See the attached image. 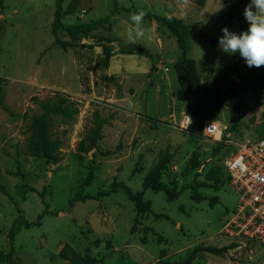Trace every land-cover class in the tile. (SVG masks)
<instances>
[{"label":"rangeland","instance_id":"374dc122","mask_svg":"<svg viewBox=\"0 0 264 264\" xmlns=\"http://www.w3.org/2000/svg\"><path fill=\"white\" fill-rule=\"evenodd\" d=\"M70 1L62 0L64 25L106 15L110 20L86 33L59 29L57 37L70 44L64 47L52 31L55 0H0V185L11 197L0 191V252L10 249L7 233L14 220L35 221L45 203L50 212L41 224L15 236L18 264H78L73 259L87 254L97 264L182 263L195 248L229 246L233 240L220 230L236 197L225 160L239 144L264 138V87L262 96L252 90L254 77L245 61L188 37L185 56L195 59L201 83L207 84L206 97L199 99L182 89L174 63L184 53L165 25L144 18L151 39L135 44L150 56L125 54L132 44L125 38L132 12H113V0H79L70 11ZM117 1L176 17L213 36L228 19L224 0ZM231 24L236 31L248 27L243 15ZM57 92L73 101L78 113L69 121L55 120L51 134L61 142L62 159L53 164L29 155L26 147L37 101ZM95 113L106 121L97 148L87 139ZM185 115L192 119L187 128L181 124ZM205 120L220 123L229 136L207 137ZM81 141L86 151L80 150ZM167 151L172 160L160 181L168 193H143L151 210L166 218L151 212L136 216L121 186L110 196L69 207L90 165L94 179L84 192L106 191L113 181L138 192ZM0 264L9 263L0 258ZM190 264H264V246L243 241L220 255L200 250Z\"/></svg>","mask_w":264,"mask_h":264},{"label":"trees","instance_id":"16d2710c","mask_svg":"<svg viewBox=\"0 0 264 264\" xmlns=\"http://www.w3.org/2000/svg\"><path fill=\"white\" fill-rule=\"evenodd\" d=\"M79 0H71L68 5V10L74 11L76 4ZM228 3L229 11H228V19L224 22L222 28L227 27L229 31L235 32L236 34H240L242 31L247 30V27L241 28L239 31H236L232 28L231 20L234 17H242L244 8L248 4L249 0H224ZM202 3V1H201ZM55 12H54V21L52 26V31L55 36V42L61 46H68L64 41H61L57 37V31L59 29H63L68 31L70 34H79L86 33L87 31L100 27L105 23L109 22L110 17L108 15L104 16L102 19H98L92 21L90 23H79V24H70L64 25L62 22L63 16V8H62V0H55ZM122 9L126 12H137L138 9L135 7H122L119 5L117 0H113L112 11H118ZM146 19L155 20L159 23L165 25L172 35L176 38V43L179 49L182 50L184 56L174 63V70L178 76L182 89L185 92L192 93L199 99H204L206 97V83H201V78L199 76L197 63L195 59L188 58L185 56V52L187 50L186 40L188 37L202 39L205 42L209 43L212 46H217L219 43V38L223 35L222 31L219 36H213L209 34H204L197 32L192 29V27L188 24H185L182 20L176 17H162L159 15H155L152 13H146L144 16ZM125 54H134L138 53L144 56H150V52L148 49L143 47L140 44H130L126 50L123 51ZM106 54V53H105ZM232 58L236 61H244L243 58L239 56L238 53L231 54ZM153 67V66H152ZM251 76L254 77V81L252 83V90L259 96H262L263 87H264V66L259 68L251 67ZM39 106V112L34 113L31 116L30 121V136L27 141L26 150L29 155L34 157L43 158L47 162H51L53 164H57L61 159V142L59 139H53L51 134V129L54 126L55 120L60 119L62 121H69L74 118V116L78 113V109L75 107V103L71 101L65 94L57 92L52 97H48L46 99H41L37 101ZM106 123L105 119L100 118V116L95 113L94 114V125L89 130L87 139L89 140L90 146L97 148V143L102 139V128ZM192 124L191 123L189 126ZM81 151H86V146L84 145V141H81L79 146ZM172 160V154L167 151L163 156L159 158V160L148 170L146 175L142 181V191L133 192L128 186L123 183H117L113 181L111 183V187L106 191H98L95 194H90L84 192L85 187L92 184L94 179V167L90 165L87 176L81 184V189L70 199L69 207H73L77 202H85L86 200L91 199H100L101 197L110 196L112 193H115L118 186L125 188L128 193L129 198L134 202L136 216H140L146 212H151L158 218H166V215L155 213L150 208V203L143 199V193L145 190H152L154 192L164 191L168 193V190L164 184L160 181V176L162 171L165 169L166 165ZM0 191L7 195L9 198L10 195L7 191L0 185ZM44 190L40 193V197L42 202H45ZM49 206L45 203L44 210L40 214L37 215L35 221H27L22 220L20 216H18L7 233L8 242L10 249L8 252H0V258L8 262L9 264H18L14 259L15 247L14 241L15 236L22 229H30L33 226H37L41 224L42 217L49 213ZM237 242L230 243L229 246L225 247H215V246H206L203 249L195 248L191 251L189 256L182 262H164L159 261L157 264H190L191 260L195 256V253L202 250L205 252H209L211 254L220 255L223 252H226L230 248H234L237 246ZM62 257L66 259L69 258L63 252L60 253ZM75 260L78 264H97L94 258L90 255H86L84 257H76Z\"/></svg>","mask_w":264,"mask_h":264},{"label":"built area","instance_id":"2783aa9c","mask_svg":"<svg viewBox=\"0 0 264 264\" xmlns=\"http://www.w3.org/2000/svg\"><path fill=\"white\" fill-rule=\"evenodd\" d=\"M189 115L182 118V126H189ZM191 119V117H190ZM220 123L205 120L203 133L210 138L224 136ZM235 206L223 218L220 233L233 242H256L264 246V138L239 144L225 160Z\"/></svg>","mask_w":264,"mask_h":264},{"label":"clouds","instance_id":"9594fccd","mask_svg":"<svg viewBox=\"0 0 264 264\" xmlns=\"http://www.w3.org/2000/svg\"><path fill=\"white\" fill-rule=\"evenodd\" d=\"M183 2L187 4L188 0ZM145 15L143 10L129 14L125 36L127 43L135 44L144 38L151 39L152 30L143 22ZM243 16L248 24L247 30L236 34L227 27L222 28L223 35L219 38L218 46L224 53H238L248 67L259 68L264 66V0H250L244 8ZM228 103L225 102L222 110L227 111Z\"/></svg>","mask_w":264,"mask_h":264}]
</instances>
